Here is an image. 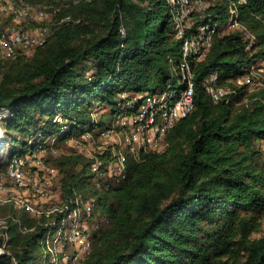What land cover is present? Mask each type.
I'll list each match as a JSON object with an SVG mask.
<instances>
[{"label": "trees", "instance_id": "1", "mask_svg": "<svg viewBox=\"0 0 264 264\" xmlns=\"http://www.w3.org/2000/svg\"><path fill=\"white\" fill-rule=\"evenodd\" d=\"M27 1L72 20L53 26L31 55L0 58L4 125L23 137L56 146L87 133L97 139L139 93L180 89L185 63L193 73V111L168 131L164 151L142 150L139 159L126 151L119 182L96 186L93 160L76 150L50 158L64 196L95 197L94 212L106 219L79 264H264V234L254 237L264 222V90L249 91L264 71V0H189L206 6L190 11L187 34L215 31L208 51L187 59L169 0ZM210 85L231 92L215 101ZM8 214L23 228L10 221L0 264H38L47 218L13 202L0 205Z\"/></svg>", "mask_w": 264, "mask_h": 264}, {"label": "built area", "instance_id": "2", "mask_svg": "<svg viewBox=\"0 0 264 264\" xmlns=\"http://www.w3.org/2000/svg\"><path fill=\"white\" fill-rule=\"evenodd\" d=\"M174 8V27L184 37L183 56L200 57L210 45L215 26H200V34H187L191 28L190 11L205 4L189 0H169ZM50 5H36L27 0H0V14L11 18L9 24L0 26V58L21 54L31 55L43 46L51 35L53 26L72 20L70 15L60 19L48 18ZM26 20L29 24H25ZM183 85L178 90L164 94L146 91L129 101L136 107L129 113L116 115L108 128L96 139L92 133L81 139L72 138L79 153L92 161L94 183L101 187L109 178L119 182L127 174L128 151L134 158L141 157L142 150L164 151L168 146V131L194 109L193 73L188 63L181 67ZM214 74L211 80L214 81ZM210 95L219 101L231 92L229 87L210 85ZM15 148L6 149V139L0 141V152L7 158L0 165V205L13 202L40 220L45 230L40 239L42 258L38 264H79L92 248L93 231L99 226L95 209V197L85 196L74 189L72 195L64 196L62 173L47 158L48 150L58 148L54 140L42 135L30 134ZM3 145V146H2ZM16 149V152L12 151ZM108 150L111 155L100 158ZM21 220L12 214L0 216V253L5 252L9 240L10 221ZM33 228L24 231L33 230ZM68 246L74 253H66Z\"/></svg>", "mask_w": 264, "mask_h": 264}, {"label": "rangeland", "instance_id": "3", "mask_svg": "<svg viewBox=\"0 0 264 264\" xmlns=\"http://www.w3.org/2000/svg\"><path fill=\"white\" fill-rule=\"evenodd\" d=\"M63 2H66V0H63ZM205 6H203V7H205ZM50 12L51 11H49V17L48 18H51ZM9 19H10V17H8L6 14H0V22H3V21L9 22ZM25 24H29V22L26 20ZM259 72H260L259 77L257 79H255L254 85H251V87H249V91L257 92L258 90L260 91V89L264 90V75H262V74H264V71L260 70ZM139 94H141V93H139ZM135 107H136V105H135ZM8 115H9V112L7 109H5V108L0 109V128H1L0 139H2V141H3V139H6V141H7L6 149H11V148H15L17 145H19L18 144L19 140H24L26 137H23L24 134L21 130H17L14 128H11L8 130L6 129V127L4 125V119L7 118ZM26 134L30 135V133L28 134V131L26 132ZM56 147H58V148L57 149L52 148V149L48 150V153H47L48 159L49 158L54 159V158L60 156V153H68V152H71L72 150H76V152H77L79 150L78 146H76V147L73 146L72 141L70 139L65 141V143H60ZM7 154L8 153L6 151L0 152V165H1V162H3L5 158H7L6 157ZM49 161L52 163V161L50 159H49ZM0 216H5V215H0ZM105 220L106 219L104 217V218H101L100 220H97V222L99 224H101ZM263 234H264V222L262 225V229L256 233H254V237H260ZM74 250L75 249L73 247L68 246V248L66 249V253L73 254Z\"/></svg>", "mask_w": 264, "mask_h": 264}, {"label": "bare ground", "instance_id": "4", "mask_svg": "<svg viewBox=\"0 0 264 264\" xmlns=\"http://www.w3.org/2000/svg\"><path fill=\"white\" fill-rule=\"evenodd\" d=\"M0 132H1V128H0ZM0 141H1V139H0ZM3 146V145H2Z\"/></svg>", "mask_w": 264, "mask_h": 264}]
</instances>
